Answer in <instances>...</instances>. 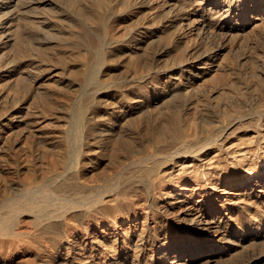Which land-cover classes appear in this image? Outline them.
<instances>
[{
    "label": "bare ground",
    "instance_id": "obj_1",
    "mask_svg": "<svg viewBox=\"0 0 264 264\" xmlns=\"http://www.w3.org/2000/svg\"><path fill=\"white\" fill-rule=\"evenodd\" d=\"M262 10L0 0V264H264V102L185 118L194 64L208 70ZM29 100L67 123L50 147L26 132Z\"/></svg>",
    "mask_w": 264,
    "mask_h": 264
},
{
    "label": "rangeland",
    "instance_id": "obj_2",
    "mask_svg": "<svg viewBox=\"0 0 264 264\" xmlns=\"http://www.w3.org/2000/svg\"><path fill=\"white\" fill-rule=\"evenodd\" d=\"M41 6L39 7L41 8L49 7L48 9L45 8V10L49 12L48 13L49 15H50V11L52 13L54 12L53 14L55 15L56 10L59 9L55 3L46 4V2H43ZM41 8L40 11L39 9L37 10L38 11L37 14L40 12L39 13L40 15L38 14L39 16H41L42 14L43 9L41 10ZM263 11L264 10L261 11L262 12L261 15L263 17L260 16L261 18L255 20V23L253 25L254 29L252 27L248 29L250 32L248 30L240 33L239 32L237 33L236 31H231V33L230 31H228L229 33L226 32L225 34L226 46L227 47L230 46V47L226 48V50L223 52V55L225 54V58L223 55L221 57L215 56V61L211 65V67L209 65H206L208 66V70L205 69V67L203 66L201 67V64H198L200 66L194 64L195 69H198L199 67L200 73L199 75L193 77V81H192L193 83L191 82V85L189 86V90L191 94L189 96L192 100L188 107L191 106L192 108L190 107L187 109L188 111L186 110L187 113L185 112V118L190 120L193 119L195 120V122L198 120L202 121L201 116H203L204 118L203 115L204 113L205 115L210 113L214 119L218 120L219 115H220L219 117L226 116V114L229 113L231 114L232 112L234 113L238 109H242V108L248 109V107L251 106L252 104H260L264 102L263 101L264 100V20H263L264 12ZM52 13L51 15H53ZM229 25L230 23L228 24V26ZM195 33L196 31H193L192 34L196 36ZM209 36H210L209 34L205 35L204 41L210 40ZM196 39L198 41L199 37L197 36ZM214 39L213 40L215 42H218V40H220L218 36L214 37ZM200 40L201 39H199V41ZM207 46H208V41H207ZM227 53L230 55H228ZM218 63H220V66ZM47 77L48 76L44 77L43 78L44 80L42 79L40 82H38L40 89L43 88L41 90H47L50 84L51 85L52 83L54 84L55 81L53 80L57 78V76L54 75L50 76L49 78ZM40 84L43 87L40 86ZM251 98H254L255 100ZM30 104L31 106L33 105L30 108L31 115L26 116V118L33 117L35 123L30 125L28 128H26V132L27 129L28 130L30 129V131L28 132L35 131L34 133L36 135L32 137L35 140L33 141L34 148H38V146L40 147L38 149L50 147L52 145V141L50 140H52L51 137L53 131L59 129L60 127L64 128L67 125V123L65 120L58 118L56 115H54L53 114L54 112L52 113L48 111L50 112V114L48 112L45 113L46 115L42 114L39 111L40 104H38L37 107L36 106L34 107V104L31 103V100L25 101V103L20 101L17 102V105H21V107H25V108L30 106ZM194 104L196 105V107ZM207 123L208 121L207 122L205 121V124ZM210 124L212 125L213 122L208 123V125ZM45 134L46 135L48 134V136L45 137L46 136ZM37 141H39L40 144L37 143ZM44 142H48V143L44 144ZM34 148L33 150L35 151ZM48 156L52 158V156L47 155L46 160L45 157H43L44 159L42 160L40 159V161L39 159H37L38 161H35L36 159L33 161L37 163L36 164L37 166L42 165L43 167H46L47 165L49 166L50 164L49 161H51L50 158H48ZM28 157H30L32 160L33 153ZM245 256L248 258L249 254Z\"/></svg>",
    "mask_w": 264,
    "mask_h": 264
}]
</instances>
